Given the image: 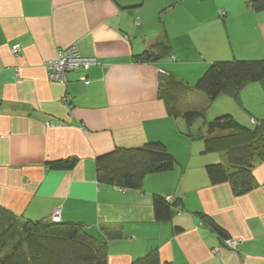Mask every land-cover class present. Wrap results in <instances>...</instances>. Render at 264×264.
Segmentation results:
<instances>
[{
	"label": "crops",
	"instance_id": "obj_1",
	"mask_svg": "<svg viewBox=\"0 0 264 264\" xmlns=\"http://www.w3.org/2000/svg\"><path fill=\"white\" fill-rule=\"evenodd\" d=\"M251 1L0 0V206L31 221L60 210L62 222L107 245L108 264L152 250L161 264H264V160L253 191L236 197L227 184L212 186L206 166L226 164V155L203 152L194 137L202 122L189 128L167 111L173 100L182 112L206 110V122L228 114L253 128L264 120L260 84L243 88L239 101L213 103L194 89L213 62L264 60V13ZM163 36L171 56L136 60ZM71 47L99 65L68 73L65 85L50 82L45 64ZM185 93L205 97L206 109H182ZM150 142L166 146L172 171L147 176L140 190L97 182V157ZM71 159L72 170L47 166ZM154 196L180 200L171 222L155 221ZM208 220L241 241L236 250Z\"/></svg>",
	"mask_w": 264,
	"mask_h": 264
},
{
	"label": "trees",
	"instance_id": "obj_2",
	"mask_svg": "<svg viewBox=\"0 0 264 264\" xmlns=\"http://www.w3.org/2000/svg\"><path fill=\"white\" fill-rule=\"evenodd\" d=\"M249 4L254 12L264 13V0H252ZM169 56L171 47L163 36L136 60L157 63ZM251 84H260L264 89V60L213 62L194 89L203 93L209 103L221 96L239 101L240 91ZM172 102L167 103L169 116L183 120L189 128L202 122L203 111L182 112ZM202 123L203 131L199 130L194 137L202 140L203 152L223 153L227 159L226 164L206 166L210 184H227L236 197L253 191L257 187L253 175L255 163L264 160V120H256L254 127L248 128L227 114ZM75 164L76 160L71 159L50 162L47 166L54 171H68ZM175 165V158L160 142L116 148L95 160L97 182L120 190H140L147 176L170 172ZM152 207L155 221L168 223L180 207V200L168 202L166 196H154ZM209 225L220 239H228L212 222ZM0 264H108V248L81 224L64 223L61 218L59 223L50 219L31 221L0 206ZM131 264H161L160 256L157 250H152Z\"/></svg>",
	"mask_w": 264,
	"mask_h": 264
},
{
	"label": "built area",
	"instance_id": "obj_3",
	"mask_svg": "<svg viewBox=\"0 0 264 264\" xmlns=\"http://www.w3.org/2000/svg\"><path fill=\"white\" fill-rule=\"evenodd\" d=\"M20 50V46L16 45L12 47V54H17ZM99 62L95 58H84L80 56L78 50L75 47H71L65 50L57 52L56 58L48 61L45 64V70L48 80L52 83L65 85L67 82V74L78 69H88L91 66H97ZM161 74L165 72L160 71ZM69 100H66L68 103ZM65 102V103H66ZM168 202L173 201V198L166 196ZM49 219L54 223L60 222V210H55ZM240 240L226 239L224 240L225 248L229 250H236L240 245Z\"/></svg>",
	"mask_w": 264,
	"mask_h": 264
},
{
	"label": "rangeland",
	"instance_id": "obj_4",
	"mask_svg": "<svg viewBox=\"0 0 264 264\" xmlns=\"http://www.w3.org/2000/svg\"><path fill=\"white\" fill-rule=\"evenodd\" d=\"M200 93V92H199ZM200 94H202V93H200ZM189 96H191L190 94H187V93H185V94H183V96H182V98L180 99V102H181V108L182 109H187L189 106H190V104L192 103V104H194L195 106H197V107H206L207 105H206V103H204L205 101H206V99H205V97H202V98H204V99H198V100H196V99H193V98H191V97H189ZM200 96H203V95H200ZM203 100H204V102H203ZM206 105V106H205ZM203 108V109H204ZM206 109V108H205ZM206 110H203V113H204V117H202V122L203 121H207V119H206ZM208 117H210V116H208Z\"/></svg>",
	"mask_w": 264,
	"mask_h": 264
}]
</instances>
